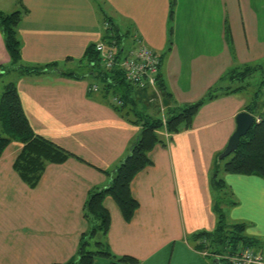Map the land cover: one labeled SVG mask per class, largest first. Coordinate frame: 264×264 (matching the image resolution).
<instances>
[{"label": "crops", "instance_id": "0c3cea01", "mask_svg": "<svg viewBox=\"0 0 264 264\" xmlns=\"http://www.w3.org/2000/svg\"><path fill=\"white\" fill-rule=\"evenodd\" d=\"M0 6L23 12L21 64H55L39 73L9 67L0 29V78L10 76L7 82L17 84L36 134L71 152L64 161L47 162L32 185L15 165L24 144L12 141L5 148L0 156V264L75 258L92 225L85 203L108 186L141 130L119 110L117 97L106 93L102 76L83 65L91 45H110L105 35L112 26L127 33L123 56L138 41L160 56L166 86L156 98L151 95L159 116L220 89L202 105L191 128L150 152L152 164L131 185L139 202L131 220L111 197L105 199L109 232L87 236L89 245L98 247L96 241L102 240L113 253L130 255L138 264H213L216 254L210 249L205 254L208 243L195 234L216 228L220 205L230 222L246 224V234L255 239L251 247L264 260V177L222 171V192L212 179L218 155L237 128V115L264 116V101L247 92L253 73L232 78V73L264 66V0H175L172 18L171 0H0ZM94 84L97 90L91 89ZM133 86L139 97L147 88L154 91Z\"/></svg>", "mask_w": 264, "mask_h": 264}, {"label": "trees", "instance_id": "16d2710c", "mask_svg": "<svg viewBox=\"0 0 264 264\" xmlns=\"http://www.w3.org/2000/svg\"><path fill=\"white\" fill-rule=\"evenodd\" d=\"M174 7L175 0H171V18L174 15ZM22 13L20 9L13 10L10 13L0 10V29L11 58L9 67L18 68L20 66L28 73H39L54 68L55 64L52 63L44 67H25L21 64V41L18 35V26L22 20ZM113 28L116 31L110 33V29H108L105 37L109 35L112 37V40L108 41L112 45L121 44L117 48V58L121 60L127 33L120 29L117 30L115 26ZM95 46L96 44H93L87 50L90 71L93 73L98 72L102 76L106 93L112 92L119 99L121 103L118 107L119 110L128 120L140 124L141 130L131 145L128 154L112 173L108 186L91 194L85 203V216L92 222V225L88 234L83 237L76 257L66 262L50 264H99L96 262L97 256L112 259V264H138L139 261L130 255H116L102 240L96 241L97 249H89L91 241L86 238L98 234L106 235L109 232L111 212L105 205L107 197H111L117 203L125 220L129 221L133 218L139 207V202L133 196L131 185L135 176L152 164L150 152L157 144H167L168 138L173 134L191 128L202 105L206 101L215 98L217 91L220 89L219 86L214 87L205 96L193 103L181 107H169L164 115L155 116L139 108V102L144 99H152L151 95L153 94L156 98L155 91L152 90L153 92L148 93L149 89L147 88L148 90L145 89V96H136L133 92V84L127 80L120 65L117 64L111 70L100 68L102 61ZM256 69L257 66L248 68L240 76L232 73V78H244ZM75 76L80 77L77 74ZM157 86L159 92L165 90L166 85L160 74L158 75ZM250 110L253 111L252 108ZM0 127L3 132V134H0V156L12 141L23 143V151L16 160L15 165L32 185H35L40 179L47 162L64 161L71 154V152L54 142L36 134L24 111L17 84L13 81L5 84L0 98ZM215 166L212 179L215 189L219 192H222L226 186L221 177L222 171L259 174L264 177V116H261L260 120L256 119L247 134L241 137L238 149L221 160L217 159ZM221 208L220 205L217 208L218 223L216 228L213 231L196 233L195 237L197 239L201 238L204 244L208 243L207 247L212 250L213 254H216L215 257L219 259L220 264H231L223 256L234 253L242 247H251L254 245L255 239L246 234L245 223L229 222L226 213Z\"/></svg>", "mask_w": 264, "mask_h": 264}, {"label": "built area", "instance_id": "2783aa9c", "mask_svg": "<svg viewBox=\"0 0 264 264\" xmlns=\"http://www.w3.org/2000/svg\"><path fill=\"white\" fill-rule=\"evenodd\" d=\"M95 49L99 53L105 69L111 70L118 64L124 70L127 80L133 85H148L156 93H160L157 83L161 58L146 44L138 41L136 48L130 50L121 60L117 58L115 45H107L100 41L96 43ZM91 89L97 90L98 86L94 84ZM256 119L260 120L261 116ZM205 254H208L207 250ZM223 257L228 259L231 264H264L263 257L249 246L239 248L234 253Z\"/></svg>", "mask_w": 264, "mask_h": 264}, {"label": "rangeland", "instance_id": "374dc122", "mask_svg": "<svg viewBox=\"0 0 264 264\" xmlns=\"http://www.w3.org/2000/svg\"><path fill=\"white\" fill-rule=\"evenodd\" d=\"M0 10H2L5 13L12 12V11H5L2 8V6H0ZM114 30H115V28H113V26H112L111 29H110V33L113 32ZM105 40H107L106 42H108V41L112 40V37L110 35L109 36H106L105 37ZM128 43H129V41L127 40L126 46H128ZM115 46L118 48L119 46H121V44L119 43V45L116 44ZM135 48H133V49H135ZM87 63L88 62L85 60L83 65H87ZM83 69L86 70L85 67H83ZM8 77L10 78V76H8ZM9 78H7L5 76L3 78H0V89H2V93H3V90H4L3 89V86H4L5 82H7L9 80ZM96 82L97 83H100L99 80H97ZM249 83H250V85L247 88V92H250L249 93L250 94L249 97H253L257 93V95H259L258 96L259 97V100H261L263 102L264 101V66H263V68H259V69H257L256 71L253 72L252 76L249 78ZM158 105H159L158 104V101H155L154 99H151V98H146L142 102H139V108H142L145 111H147L149 113H152L155 116L156 115H158V116L161 115L160 112H159V110H157L158 109V107H157ZM1 133L3 134L2 130H1V127H0V134ZM101 237L102 236H98V238H101ZM95 240L96 239H94L93 242ZM89 249H97V247H96L95 244H92L91 246H89ZM206 249L209 251L210 248L207 247ZM213 257L211 258V261H213L215 259V257L214 258ZM96 259L101 260V259H105V257L97 256ZM213 264H214V261H213Z\"/></svg>", "mask_w": 264, "mask_h": 264}, {"label": "water", "instance_id": "95a60500", "mask_svg": "<svg viewBox=\"0 0 264 264\" xmlns=\"http://www.w3.org/2000/svg\"><path fill=\"white\" fill-rule=\"evenodd\" d=\"M255 120V115L249 111H241L237 115V128L231 135L225 149L218 155V160L223 159L238 149L241 137L247 134L250 128L254 125ZM214 264H220L218 258H215Z\"/></svg>", "mask_w": 264, "mask_h": 264}]
</instances>
